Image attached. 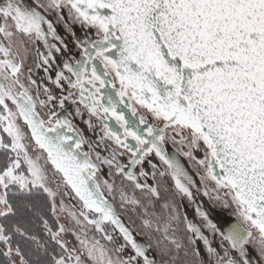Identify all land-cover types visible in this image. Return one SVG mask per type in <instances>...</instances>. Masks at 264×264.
<instances>
[{"label":"snow or ice","instance_id":"snow-or-ice-1","mask_svg":"<svg viewBox=\"0 0 264 264\" xmlns=\"http://www.w3.org/2000/svg\"><path fill=\"white\" fill-rule=\"evenodd\" d=\"M0 264H264V0H0Z\"/></svg>","mask_w":264,"mask_h":264}]
</instances>
